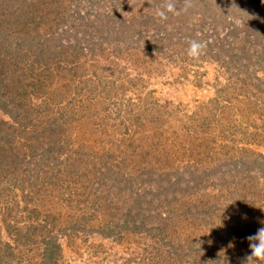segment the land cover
Instances as JSON below:
<instances>
[{
  "label": "rangeland",
  "instance_id": "rangeland-1",
  "mask_svg": "<svg viewBox=\"0 0 264 264\" xmlns=\"http://www.w3.org/2000/svg\"><path fill=\"white\" fill-rule=\"evenodd\" d=\"M70 1L72 5L67 8H74L76 19L73 17L69 25H58L56 32L71 33L68 37L63 32L60 38L68 37L71 41L76 38L74 41L79 47L90 41L87 36L93 31L98 34L95 38L101 37L103 41L101 53L96 56L100 64L113 59L116 54L110 43L117 41L123 26H132L136 20L137 9L130 8L132 0L128 4L123 2L121 10L114 12L115 19L111 14L113 5L107 2L96 5L94 11L86 2ZM234 2L233 8L241 3ZM9 10L17 12L11 7ZM9 10L5 3L0 4V73H4V83H9V89H13L10 93L15 101L8 111L0 110V142L5 138L2 132L14 138L11 151L14 159L8 157L6 151L0 154L3 158L0 164V264H253L247 261L251 255L247 237L264 227V209L230 210L232 213L226 219L219 218V225L192 234L190 224L180 222L188 215L185 211H193L190 210L194 199L193 177L198 176L195 181L201 182V189L195 191L206 193L208 198H212L213 191L219 195L223 190L217 191L219 186L210 178H200L202 169H198L194 160L214 167L233 149L241 154L244 148L246 156L264 154V130L257 113L264 111V107L260 101L257 107L253 97L257 85L264 88V69L259 67L262 62L257 63V67H244L239 75L236 74V69L240 68L237 60L227 63L233 80L246 78L248 84L234 87L228 80L230 72L223 71L226 65L222 67L216 61L220 58L229 61L234 53L228 45L221 46L220 51L219 44L225 41L224 34L232 28L229 18L233 20L236 13L229 10L230 15L220 25V31L213 27L220 24L219 15H215L214 21L196 15L198 23L204 25L207 36L202 35L201 41L210 44L207 56L211 55V59L186 58V54L174 58L156 57L155 48L136 46L132 52L138 53L137 56L119 59L125 70L113 74L110 81L113 84L125 82L121 88L112 90L108 83L96 79L94 73H99L98 68L93 73L80 72L78 65L82 63L74 62V58L72 63H65L66 67L57 66L60 62L57 58L53 62L35 58L41 45L32 38L34 30L37 29V34L45 31L47 34L52 22H47L49 19L38 12L13 17ZM146 11L148 9L143 12ZM148 13L155 15L153 9ZM79 16L84 19L83 23L77 21ZM241 22L236 19V27H240ZM34 23L44 24L40 27L41 24ZM176 25L178 22H174ZM140 27V35L154 29L143 24ZM240 31L246 36L248 32L255 35L247 41L249 49L264 47L263 33ZM137 32L134 30V36ZM176 34L181 36V33ZM20 38L27 42L23 43ZM155 45L156 42L150 44ZM235 53L240 54V50ZM212 55H220V58ZM90 56L87 53V64L91 63ZM135 58L139 63L134 62ZM158 59L160 63L154 65L153 60ZM127 75L141 76L142 80L132 86L131 81L126 80ZM89 78L92 79L90 85L85 81ZM7 79H14L13 84ZM102 95H107L106 99ZM262 96L264 99V93ZM38 103H42L40 112L35 110ZM248 124H252L250 132L258 133L256 140L241 134ZM124 142H130L128 150L122 145ZM34 147H41L46 156L44 162L33 157ZM137 154L146 156L136 161ZM103 163L114 165L130 182L136 178V183H129L131 189H123L127 184L125 179L118 180L117 194L113 192L105 197V202L102 193L112 176L101 178L107 173L99 169ZM253 172L250 175L260 176L259 172ZM170 180L178 183L172 189L177 193L168 192L166 198L175 203L177 208L173 210L184 214L167 221L162 217L166 209L158 208L161 200H167L157 192L161 186L167 187ZM258 180V185L264 188V178ZM138 191L141 196L136 204ZM96 201L102 206L98 207ZM230 203L222 200L218 204H222L220 208L223 205L231 208ZM136 209H144L145 213L136 215ZM121 213L126 216L123 218ZM107 214L111 227L116 223L124 225L123 219L128 218L134 219L137 227L128 235L116 226L110 232V227L106 226ZM177 225L183 227L182 230L179 231ZM14 226H21L22 231L27 232L23 237H27L31 245L17 256Z\"/></svg>",
  "mask_w": 264,
  "mask_h": 264
},
{
  "label": "trees",
  "instance_id": "trees-1",
  "mask_svg": "<svg viewBox=\"0 0 264 264\" xmlns=\"http://www.w3.org/2000/svg\"><path fill=\"white\" fill-rule=\"evenodd\" d=\"M73 1L77 3L81 1L86 2L87 4L90 5V10L95 9L94 11L97 10L96 5L98 4L106 5V2H107L109 5H113L112 6L113 12L112 13L110 12V13L114 15L113 17L115 19L117 17L115 16L116 13L114 12H116V10L123 7L122 6L123 2L125 4H128L130 0H115V3L112 2V0H73ZM234 1L236 0H229L228 3L227 1L225 2V0H192V7H190L187 11H180L179 15H173L169 13L168 19L164 22H161L159 18H157L155 15L154 16L151 15V13H148V12L151 9L156 11V9L159 8V4L163 5L164 0H132L130 2L131 3L130 8H132L133 10L137 9L135 11L136 20H134L133 23H131L133 24L132 26H127V25L123 26L124 30L122 31L120 30L117 41L115 40L114 42L110 43L109 46L110 48L114 50L116 56L110 61L104 60V62H102L101 64L99 60L96 58V56L101 53V50L103 48L102 46L103 41L101 37L95 38L98 35L97 33H93V31H90L91 34L87 36V38H90V41L81 43L79 47H76L77 41H74L76 38L73 41L67 39L69 35H71L69 31L62 30L61 32H58V31L56 32L58 25L66 26V25H69L74 19H76V16L74 14L75 12L74 8L73 9L67 8L72 5L70 0H3V1L0 0V4L5 3L6 8L8 10L10 9V7L14 10H17V12L13 10L12 11L9 10L10 14L13 17L16 15L24 16L27 13H29L28 15H30V13L32 12H38L40 14H44L46 18L49 19L47 22L49 21L52 22L53 25L49 28V32L47 34H46V31L39 32V34H37V29L34 30V34L32 35V38L37 41V45L39 46L41 45L38 53H35V58H37L38 60L44 59V61L42 60L41 62H53V59L57 58L58 60H60L57 66L64 65L65 67L67 66L65 63L66 62L72 63L73 58H74V62L81 61L82 63L81 65H78V67L80 66L78 68V71L80 72L91 71L93 73V72H96L97 71L96 69L98 68L99 73L98 72L94 73V75L96 76V79H98V81L99 79H102L104 82L108 83L109 87L113 90L114 88L115 89H117L118 87L121 88L122 86H124V82H125V80H123L121 83L117 82L113 84V82L110 81L111 80L110 77L113 76V74L120 73L122 72V70H125V68L122 66V63L119 61V59L122 60V58L123 57L126 58L127 55L128 57L137 56L138 53L132 52V49H135L136 46H138V48H144V47L145 48H155L156 50L154 51L157 54L156 57H158L159 55L161 56L164 55L165 57L167 56L168 58H174V57H177L178 55L186 54V58H189V56L187 55V48H188L189 41L191 40L201 41L202 39H204L203 38L204 35L207 36L206 34H204L205 32L204 25L202 26V24H199L197 21L198 19L196 18V15H199V14H201V16H204V18L205 17L211 18L213 21L216 19L215 15H219L221 22L219 25H216V26L213 25V27L217 31H220V27H221L220 25L224 22V19L226 20L228 16L230 15L229 10L231 12L236 13L235 15L232 16L233 20L229 18L230 23H232L231 25L232 28L226 31V33L224 34L225 41L219 44L220 51H221V46L223 47L225 45H228L231 47L229 48V50H234L231 60L225 61V59L218 57L220 55H216V56L212 55V56H215L216 58H220V59H216V61L220 64V66L223 67L224 65H226L223 71L231 70L229 69L228 64H230L231 62L234 63L233 60H237L236 61L238 65L237 67H240L236 69L237 75L241 73L244 67H248L249 65L256 66L257 63L260 64L261 62L262 64L259 67L264 69V47L260 45L259 49L257 48L249 49L248 48L249 45L247 41H250L251 37L252 36L254 37L255 35H250V33L248 32V35L246 36L244 35V32L241 33L240 31V29L241 30L246 29L247 31L254 32L256 35L263 33V36H264V6L261 5L262 1L261 0H245V1L239 0V2L241 3L238 5L237 8H233V3H235ZM176 7L178 10L182 9L183 0H176ZM144 9L146 10L148 9V11L143 12ZM123 10L126 11L125 7ZM13 13H16V14H13ZM236 19H239L242 21L240 27H236ZM83 20L84 19H82V17L80 16L77 19L78 22H82V23H83ZM174 22H178V25L174 26ZM1 23L2 22L0 21V24ZM34 24H41L40 25L41 27L42 24L44 23H34ZM142 24L146 28L153 26L154 27L153 31L146 35H140L141 32H139V30H141L142 27L140 26H142ZM29 27L30 26H28V28ZM176 27H178V31H176V33H179V34L181 33V36L174 32V30H176ZM134 30H138L136 36H134ZM63 32L66 33V36L68 35V37H66L65 39H61L59 36V34L61 35ZM35 34L37 36H35ZM238 34H240V36H237ZM20 40H22L23 43L27 42L25 41L24 38H20ZM152 42H156V45L158 44L160 45V47L157 48L156 45L154 47H151L150 44ZM26 46L27 45H22V47L24 48ZM208 48L210 49V44L206 43V48L204 49L203 54L199 58L211 59V55L207 56L209 52ZM235 50H240V54H236ZM27 51L25 53H27ZM87 53L89 54V56L91 55L90 56L91 63L89 64L86 63ZM244 59L246 60L245 62L243 61ZM137 61L139 60L135 58L134 62L139 63ZM157 63H160V59L153 60L154 65H156ZM30 64L32 65V61L30 62ZM45 66H47V63H45ZM256 67L254 69L255 72L257 69ZM229 72L230 73H229L228 80L229 82H231V86L233 85L235 87L236 85L237 86L248 85L246 84V78L239 79L238 77H236V81H235L233 80V75L231 76V71ZM3 75H4L3 72L2 74L0 73V110L8 111L9 106L13 107L15 104V101H13V99L11 98L12 93H10V91L13 89L12 88L9 89V83L7 84L4 83ZM30 76H32V74ZM126 77H127L126 78L127 82L129 83L131 81L132 86H134L137 81L141 82L142 80L141 76L130 77L129 75H127ZM7 80L10 82L11 85L13 84L14 79H7ZM91 80H92L91 78L85 80L87 81L86 84H89ZM13 88L16 89L15 86ZM263 93H264V88L262 87V85L260 84L257 85L256 90L253 91V97L254 99L256 98L254 100L255 102L254 104L257 105V107L260 106L257 103V101H260V103L262 104V108L264 107V101H261V100H264L262 96ZM105 96L107 95H102V97L106 99ZM3 97H5L6 100H4ZM35 110L37 112H40L42 110V103H38V106L36 107ZM257 113L262 122L261 128L264 130V111L259 110V112ZM247 114H250V112L248 111ZM247 119H249V117H247ZM245 126H246V129L243 128L244 130L241 131V134H246V136L250 135L254 137L256 140L258 133L249 131V127L252 126V124H248ZM2 134L5 136V138L2 142H0V154L6 151L8 154V157L9 156L11 157L12 155L11 151H12V148L14 147L13 145L14 138L9 137V134L7 133L2 132ZM130 142H124L122 143V145H124L126 149L128 150L130 147L129 146ZM243 149L241 150V152L244 155L242 153L238 154L235 149H233L230 154L227 152L225 157L221 160L222 162L219 164L218 163L214 164V167L211 166L212 168L209 166H205L206 164L203 165V163L199 164V162H197L198 160H194L195 163H198V169L199 170L200 168L202 169L201 174L199 175L200 178L201 179L205 177L210 178L211 181L216 182L215 185L219 186L217 191L219 189H223V190L220 191L219 195L215 194L216 192L214 193V191L212 193L210 192L212 195V198H208L206 193L201 194V191H195V190L201 189L199 187L201 182L195 181L198 179V176L196 179L194 177L192 178V180L195 182V185L194 183L192 185H194L195 188L193 191L194 199L191 202L192 204L191 206H193V208L190 210H193V211L191 213L189 210L185 211L184 213H188V215H184V217L181 218L182 221H180L182 222L183 225H186L187 223L190 224L189 228L191 230L190 231L191 234L193 232H197L199 230L208 228V226L211 227V225H219V221H220L219 218L224 217L226 219V217H228L232 213L230 212V210L237 211L238 209L242 210V208H246V209L262 208L264 209V188L258 185V182H259L258 178L259 179L264 178V154L259 153L258 156H246V150L245 149L243 150ZM32 151H34V154H33L34 158L39 157L40 162H44L43 157H45L46 159V156L42 153L41 147L40 148L34 147ZM4 156L5 158H8L7 155H4ZM145 156L146 155L141 156L137 154L136 161L140 160L141 158L144 159ZM197 158L198 156L196 157V159ZM11 159H14V158L11 157ZM2 161H3V158L0 157V164H2ZM101 165L105 166V169H101L103 168L101 167ZM101 165L99 166L100 171L101 172H103L102 170L107 171V173L103 177L101 176V178L104 179L108 175L112 176L109 180L110 184L107 185L106 183L107 186L104 188V193H102L104 197V202H105L107 201L106 200L107 196L112 195L113 192L116 193V187H118L117 182L118 180L122 181V179H125V173L120 172L119 169L116 170V168H114V165L107 166V165H104V163ZM152 166L154 167V165ZM25 170H26V166H25ZM253 170L259 172L260 176H256V175L254 176ZM250 172H252L253 174L250 175ZM58 175H61V174L58 173ZM189 178L191 177H188V179ZM135 179H131V182H130V179L128 180V177H127V180L125 179V181H127V184L124 186L123 189H131L132 187L130 186L129 183H136ZM173 183L174 181L172 180L168 181V186L167 187L161 186V188L157 192V194L159 195L163 194L161 198H165V200H167V202L161 200L160 204L158 205V208L161 207V208L166 209V212H163L162 217H164V219L167 221H171L173 216L177 217V216H180L181 214H184L182 213L183 211L179 212L178 214L177 210H173L177 208L175 207V205H173L175 203L170 202V200L166 198L167 196L166 193L168 192L169 193L173 192V194L175 195L177 193L176 189L175 190H172V189L175 188V186H178V183L176 184H173ZM255 185L257 187H255ZM207 188H209V186H207ZM205 195H206V198H205ZM140 196L141 194L138 191L137 192L138 199H135L134 203L137 204L139 202ZM219 198H222V199H219ZM222 200L231 202L229 204L231 205V208L229 206L225 208L224 205L220 208V205L222 204H218V203H220ZM94 203H95V199H94ZM96 204H97V201H96ZM97 205L98 207L102 206L99 203ZM238 206L240 207L238 208ZM106 211L107 209L105 207L104 214ZM147 211L150 212L149 209H147ZM135 213L136 215H143L145 213V210L136 209ZM120 215L123 216V218L126 216L124 213H121ZM105 220H106V226L108 225V227H110V232H112L114 230V227L116 226V228L123 229L128 235L129 233L133 232L134 229L137 227V225L133 224L135 220L132 218L130 219L128 218L125 220L123 219L124 225L116 223L115 226L113 224L112 227L109 225V222H110L109 214L105 215ZM6 226H7L6 228H8L10 224ZM178 226L179 225H177V228ZM180 227L181 226H179V228ZM13 228L16 232V237L14 236L15 237L14 242H16L15 248H18L17 250H19L15 254V256H17V255H20L22 251L27 250L28 247L31 248V245L27 242V237H23L27 232L25 233V231H22L21 226H17V227L14 226ZM182 228L178 230L180 231L182 230ZM34 230H31V231H34ZM166 231H167V228H166ZM39 233L42 234L41 230H39ZM167 234H170V233L168 232ZM256 263L264 264V261L257 260L255 261V264Z\"/></svg>",
  "mask_w": 264,
  "mask_h": 264
},
{
  "label": "clouds",
  "instance_id": "clouds-1",
  "mask_svg": "<svg viewBox=\"0 0 264 264\" xmlns=\"http://www.w3.org/2000/svg\"><path fill=\"white\" fill-rule=\"evenodd\" d=\"M192 7V0H183V8L177 9L176 0H164L161 7L155 11V16L159 18L161 22L168 19V14L179 15L180 11H187ZM206 48V43L200 40H191L188 43L187 55L191 58L198 59ZM264 223V222H262ZM249 241V248L251 255L247 257V261H264V227L259 228L254 235L247 237Z\"/></svg>",
  "mask_w": 264,
  "mask_h": 264
}]
</instances>
